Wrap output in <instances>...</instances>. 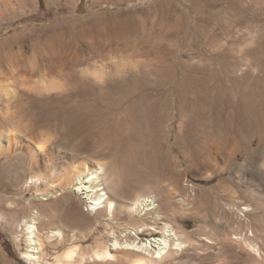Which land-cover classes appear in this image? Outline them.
I'll return each mask as SVG.
<instances>
[{"label": "rangeland", "instance_id": "374dc122", "mask_svg": "<svg viewBox=\"0 0 264 264\" xmlns=\"http://www.w3.org/2000/svg\"><path fill=\"white\" fill-rule=\"evenodd\" d=\"M7 1L0 142L23 129L45 146L47 168L29 167L24 148L0 156V264H55L73 248L78 258L63 264H101L88 259L113 235L132 240L140 227L139 241L161 238L164 223L194 245L159 264H221L219 246L202 240L229 229L224 205L264 197V0ZM96 163L109 169L120 202L113 220L87 212L67 189L76 168ZM39 174L49 183L37 188ZM144 196L159 214L126 213L127 202ZM36 211L46 216L41 235L57 229L56 219L78 233L45 242L42 263L24 258L20 229ZM112 253L111 264L139 259Z\"/></svg>", "mask_w": 264, "mask_h": 264}, {"label": "bare ground", "instance_id": "6f19581e", "mask_svg": "<svg viewBox=\"0 0 264 264\" xmlns=\"http://www.w3.org/2000/svg\"><path fill=\"white\" fill-rule=\"evenodd\" d=\"M1 1L6 2V4L10 6V4L7 3L9 1ZM16 1H18L20 5L22 4V0ZM43 63H51V61L50 59H46ZM51 88L52 87H48V89ZM5 119L8 124L11 125V123H13V118L10 115L6 114ZM24 132L23 129H20L17 131L18 134L13 135L12 140L9 138L6 141V144L3 145L0 142V156H9V154L14 152L16 147L24 148L25 155L28 157L29 167L41 169L42 166L40 167V165L42 163L44 165L43 167L47 168V164H45L47 161L45 162L46 159H44L45 146H42L41 142L40 144L33 142V140H27L26 135L21 136L20 134ZM73 173L72 177L70 176L72 182L67 184V189L72 190L80 195L82 199L86 200L87 212L93 215H97L99 211L104 212L103 214H105L107 219L113 220L114 210L120 202L117 204L114 198L115 190L111 184V173L107 166L101 163L92 164L91 167L84 164L82 167L76 168ZM33 180L34 186L37 188L42 183H49V178L41 176L40 174L34 175ZM51 188H53V186ZM248 194L254 199L252 190L248 189ZM261 194L262 193L258 195L259 201L256 202L255 205L243 203V207L241 208L239 207L240 204L238 205V203L241 202L239 199L224 205L226 212L222 220L227 222L229 229L227 228L228 230L222 232L217 240L203 238L202 241L207 247L213 248L214 246H219L216 258L221 264H264V197ZM44 196H47L45 199L47 200L48 197H52L53 194L47 192ZM124 207L126 213L138 216L139 218L146 214L160 213L158 204L153 197H136L132 199V201L127 202ZM45 218L46 216L43 213L36 211L29 220H23L20 223V229L23 231L28 244V250L24 254V258L29 262L42 263L41 255L45 242L51 243L55 241L56 244H60L65 242L68 236L73 238L78 234L76 231L65 230L60 226L59 220L56 219L58 224L57 229L50 231L45 236L41 235L38 230V223L45 220ZM157 218L160 220L162 219L160 215H157ZM214 227L220 228L221 226L215 225ZM139 229L140 227L128 233V235L134 236L132 240L123 239L122 237L118 238V236L113 235L110 243L105 245L104 248L92 251L88 259L89 262L111 264L116 261L115 255L112 253L113 251L129 250L139 254V256H137L139 259L133 260L131 264H159L166 259L170 253L182 252L189 245L193 244L192 242L178 240L173 229L166 223H164L165 232L161 238L139 241V237L137 238ZM126 235L127 234L124 236L126 237ZM77 256V249H70L62 256L57 257L55 264H63V259L74 260L78 258ZM77 262L78 264L85 263L81 257ZM43 263L51 264L50 262Z\"/></svg>", "mask_w": 264, "mask_h": 264}]
</instances>
